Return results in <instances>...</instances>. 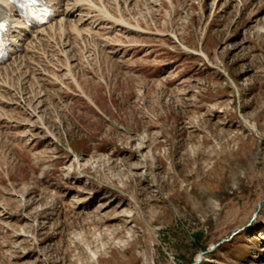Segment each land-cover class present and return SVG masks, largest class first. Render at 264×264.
Listing matches in <instances>:
<instances>
[{
  "label": "rangeland",
  "instance_id": "obj_1",
  "mask_svg": "<svg viewBox=\"0 0 264 264\" xmlns=\"http://www.w3.org/2000/svg\"><path fill=\"white\" fill-rule=\"evenodd\" d=\"M68 3L1 71L0 264H264V0Z\"/></svg>",
  "mask_w": 264,
  "mask_h": 264
},
{
  "label": "bare ground",
  "instance_id": "obj_2",
  "mask_svg": "<svg viewBox=\"0 0 264 264\" xmlns=\"http://www.w3.org/2000/svg\"><path fill=\"white\" fill-rule=\"evenodd\" d=\"M46 1H48L52 5V8L55 13L54 15L55 18L47 26L29 27V26H24L21 23V21L16 18L14 8L11 7L7 3L6 0H0V19L2 21L9 19L12 23V30H11L12 47L10 50L13 52L8 62L5 63V67L0 68V76H1V71H4L6 73L9 67L10 69H13V68H16L18 64L23 63V62L25 63L27 55L33 52L32 50L33 46H30V44H32V42L35 39H38L39 37H41V35L44 36L45 34L43 35V33L47 32L48 30L51 33L52 32L51 29L52 30L54 29L53 26H55V24L57 25L59 24L60 27H63L64 25L68 23V19L72 18L75 15V13L79 11V7L77 6L78 4H75L72 7H69V9L68 8L64 9V6H69V3H68L69 0H46ZM57 19L61 21H58ZM107 29L112 30L113 29L112 25H109ZM25 45L27 48L25 47ZM32 55L33 54H31V56ZM0 81H1V78H0Z\"/></svg>",
  "mask_w": 264,
  "mask_h": 264
},
{
  "label": "trees",
  "instance_id": "obj_3",
  "mask_svg": "<svg viewBox=\"0 0 264 264\" xmlns=\"http://www.w3.org/2000/svg\"><path fill=\"white\" fill-rule=\"evenodd\" d=\"M206 250H207V248H206L205 246H202V245H201V246L199 247V251H206Z\"/></svg>",
  "mask_w": 264,
  "mask_h": 264
},
{
  "label": "water",
  "instance_id": "obj_4",
  "mask_svg": "<svg viewBox=\"0 0 264 264\" xmlns=\"http://www.w3.org/2000/svg\"><path fill=\"white\" fill-rule=\"evenodd\" d=\"M204 254H205V253H203V254L201 255V259H200L199 261L195 262L194 264H200V262L202 261V257H203Z\"/></svg>",
  "mask_w": 264,
  "mask_h": 264
},
{
  "label": "snow or ice",
  "instance_id": "obj_5",
  "mask_svg": "<svg viewBox=\"0 0 264 264\" xmlns=\"http://www.w3.org/2000/svg\"><path fill=\"white\" fill-rule=\"evenodd\" d=\"M0 27H4V25L0 24Z\"/></svg>",
  "mask_w": 264,
  "mask_h": 264
}]
</instances>
